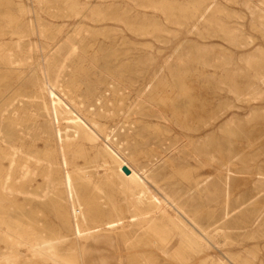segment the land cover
I'll use <instances>...</instances> for the list:
<instances>
[{
	"label": "rangeland",
	"instance_id": "obj_1",
	"mask_svg": "<svg viewBox=\"0 0 264 264\" xmlns=\"http://www.w3.org/2000/svg\"><path fill=\"white\" fill-rule=\"evenodd\" d=\"M201 1L93 0L94 8L104 6L106 19L46 16L40 34L32 28V33L0 38V56L9 58L24 48H52L47 57L55 86L52 96L90 123L100 140L105 132L98 126L110 129L127 158L121 160L151 192L160 197L162 188L185 208L195 243L167 225L158 211L134 206V198L126 206L110 190L100 196L79 188L85 219L70 216L71 207L54 186L61 180L74 182L64 166L71 159L59 154V145L57 154H48L43 135L27 134L11 142L10 147L20 151L14 150L11 159L3 157L0 145V216L29 215L30 220L22 222L35 231L74 244L75 250L66 255L77 264L93 258L96 264H201L208 251L198 252L197 240L210 243V252L226 264H264V0ZM48 3L45 12L54 7L56 14L57 7L59 14L65 13L61 0ZM113 17L125 24L110 20ZM152 24L157 31L149 29ZM54 37L61 39L56 46L51 44ZM7 66L14 70L0 73V92L12 84L0 101V119L13 121L16 131H23L43 119L35 114L43 104L35 91L38 80L32 72L26 81L18 79L16 72L30 70L26 65ZM64 84L63 92L57 89ZM147 86L153 89L147 92ZM73 104L79 107L73 109ZM72 160L84 164L88 158ZM11 163L22 170L7 177ZM46 186L56 198L54 211L37 198ZM147 211L157 212V231L151 228L134 240L107 224L117 222V214L120 224L126 229L129 224L132 231ZM31 255L23 245L0 240V264H50ZM205 262L216 264L214 259Z\"/></svg>",
	"mask_w": 264,
	"mask_h": 264
},
{
	"label": "bare ground",
	"instance_id": "obj_2",
	"mask_svg": "<svg viewBox=\"0 0 264 264\" xmlns=\"http://www.w3.org/2000/svg\"><path fill=\"white\" fill-rule=\"evenodd\" d=\"M61 1L63 2V4H66L64 14H59L58 12L59 8L57 7H56L57 9L56 14L52 12L53 10H55L54 7H52L53 8L52 11L45 12V10L47 9L45 7L49 5L48 0H0V38L4 35H25V31H29L32 28L35 30V34H40L42 31H44L43 28L47 26V24L44 21V17L46 16L52 18L89 17L93 20L106 19L104 17L105 15L104 6H99L94 8L93 0H80V1L61 0ZM189 6L193 7V5H188L187 7ZM260 13L261 12L258 11L259 15ZM110 20H117L119 22L124 23V21L120 17L118 18L113 17L110 18ZM144 27L147 28L146 26ZM138 28L139 26L137 27V29ZM156 28L157 27L154 26L153 24L150 25L149 27L151 31L152 30L157 31ZM139 30H137L136 33L138 32L139 35H143V31L141 30L139 32ZM29 32L32 33V31ZM1 42L2 41H0V43ZM60 42L61 39L58 40L57 37H54L51 41V44H54V46H56ZM1 47L2 46H0V48ZM51 50L52 48L48 49L42 46H38V47H34L33 49L30 48L22 49L21 51L22 53L17 55L15 58L12 57L9 58V55L6 54L0 56V73L1 72L8 74L12 73L14 69L12 67L9 68L7 65H26L30 67V70L28 72L26 71V69L21 72H16L17 77L21 81H26L28 74L32 72L34 74V78L38 80L36 85L38 89L37 90L34 89V90L38 93V97L40 98V100L43 101V104L41 105V111L35 112V114H38L43 118L42 121H36L33 122L32 125L24 126L23 131H16L15 124L13 123V121H8L7 119H5L4 122L2 119H0V145H2L3 152L5 153L3 154V157L11 159L12 157L15 156L14 150L16 151V153L20 152L18 148L14 149L13 146L10 147V143L15 141L16 139L20 140L21 137L26 138L27 134L34 135L35 138L43 135L45 137L44 141L47 147L46 150L48 154L51 155L57 154V147L59 145L63 149V151L59 152V154L64 158L71 159L70 163H65L64 166L70 169V172L72 173V176L74 178V182L70 183L68 181L64 182L61 180V182H58L57 185L54 186L55 189H59L62 192L60 200L64 203V205L65 206L68 205L69 207H71L69 209L70 216L76 215L80 217V219H85V216L82 213L83 212L82 197L80 193L77 194L76 192L79 188L89 189L91 191H94L96 194L100 196H105V195L108 196V191L110 190L112 194L118 195L121 198V202H124L126 206L129 205L130 199L134 198L133 200L134 202L132 201L134 206L143 205V208L145 207L147 210H153V212L154 210L158 211L160 215L165 217L167 221V225L170 224V226H172L173 229L181 231L183 235H186L188 237L190 236L188 239L189 242L191 244L195 243L191 238L192 231L188 229V226L186 224V221H189L188 219L189 216L185 208L180 204L176 203L174 199L169 194H167L162 188H160L161 189L160 192L162 193L160 197L155 196V194L151 192V190L146 186L145 181L142 178H140V176L138 177V174H136L137 175L136 176L131 170V168H129V166H127L126 163H124L121 160V158H123L127 161V158H124V153L119 147L120 142L118 139H114V135L111 134L110 129L104 126H98V130L100 132H105L104 141L100 140L90 130L89 126H92L90 123L88 122L86 123L82 121L73 111H71V109L64 108L52 96L51 91L55 89L54 79L53 77L50 76L49 70L47 68V63L51 58L50 57L47 60V57L49 56ZM149 60L150 59H145L146 62H148ZM9 83L10 84L7 83V85L1 87L4 89H3V93L0 92L2 93L0 95V101L5 99L6 97L5 93L11 90L12 84L11 82ZM57 89L63 92V90L66 89L65 84L62 85L61 88H57ZM145 89L147 90V92L151 91L153 89V86L151 89L148 86L145 87ZM67 92L73 98V94L69 91V88H67ZM18 103L23 104L24 101L19 100ZM8 106L9 105H6L5 109L8 108ZM78 107L79 105L77 104H73L72 106L73 109ZM3 113H7V109L4 110ZM92 122L95 126V122L94 121ZM5 124L8 126L6 127ZM23 156H22L23 158H26L28 155L25 154ZM76 157L83 159V161L87 158L88 160L84 164H78L75 163V160H72L75 159ZM20 170H22V167L20 165L15 166L14 163H11L8 165L7 171L4 174L7 175V177H9V175H11L14 171L18 172ZM227 172L228 174L231 173L230 170H228ZM5 175L3 176L5 177ZM145 178L147 179V177ZM2 185L3 188L8 186V178L2 182ZM85 189H83L84 192ZM51 190L52 189L50 188V186H46L43 191V194L38 196L37 198L38 201L44 204L48 210L54 211L57 202L54 194L51 193ZM153 212L147 211L144 214L145 216L143 217L142 223L134 222L135 227H133L132 231L129 230V224L127 229L120 224L122 219L117 214L115 215L117 222L107 223V224L110 226L112 230L118 229V232L129 234L131 236L130 240H134L135 237L139 238V236L142 237L143 235L148 233V230H150L151 228L154 230L153 225L155 224L154 219L157 212L155 213ZM131 219L133 220L132 217ZM22 220H30V216L29 215L20 216V215H10V214H5L3 216H0V240L10 241L13 245L16 246L23 245L28 251L31 252L32 254L31 258L33 259L34 258L41 259L50 264H77L72 262L73 256L66 255L68 251L72 252L75 250L74 244H70L71 242L67 243L66 241L63 240H57V239L50 240L46 237L45 233L40 232L38 230L35 231V228L32 225L22 222ZM160 223L162 224V222ZM65 226H67V224ZM155 230L157 231V229ZM155 230L152 232L155 233ZM68 231L69 230L66 228V233H68ZM161 236L159 235V237ZM159 237L158 239L160 240ZM211 239L214 242L215 240H217L215 244L223 243V240L220 238L212 237ZM163 240L164 239H161V242ZM204 243L202 244L201 242H199V240H197V244H196L199 249L198 252L208 251L205 252L204 257L201 260L202 262H200L201 264H205L206 260H211V259L216 260V264H226L225 261H223L219 257H216L214 254H212V252H210L212 249L210 243L207 242ZM175 249L177 250V248ZM194 249L197 250V247H194ZM164 250L166 251L167 249ZM178 252L179 251H177V253ZM173 256L171 255L172 258ZM17 257L20 258V255H18ZM68 258L71 259L69 260ZM193 260H191L190 262H193ZM88 264H96V260L93 258V261ZM191 264H199V263H191Z\"/></svg>",
	"mask_w": 264,
	"mask_h": 264
}]
</instances>
